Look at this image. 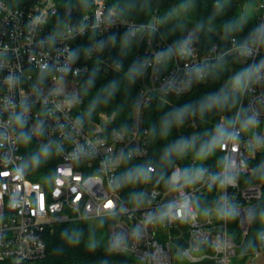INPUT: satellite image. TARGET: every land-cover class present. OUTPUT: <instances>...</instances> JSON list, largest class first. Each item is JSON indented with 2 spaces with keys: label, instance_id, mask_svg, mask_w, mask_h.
Here are the masks:
<instances>
[{
  "label": "built area",
  "instance_id": "2783aa9c",
  "mask_svg": "<svg viewBox=\"0 0 264 264\" xmlns=\"http://www.w3.org/2000/svg\"><path fill=\"white\" fill-rule=\"evenodd\" d=\"M254 29L203 46L196 28L185 24L178 41H168L154 14L148 22L121 16L107 0H28L13 5L0 0V264L35 262L46 254L45 235L56 223L104 220L106 243L112 252L132 259L128 264H173L172 250L188 260L209 259L232 264L247 256L250 264L264 254V233L250 252L242 250L253 224L261 182L241 183L249 162L264 151V0L258 5ZM124 31L138 37L135 54L141 71L126 127L109 124L106 112L83 120L75 108L82 98L79 78L88 71L74 51L76 39L90 36L87 57L99 50L100 37ZM168 55V59L165 57ZM105 70L114 69L107 57ZM218 63L243 66L245 75L229 90L240 92L230 123L218 142L222 162L216 171L189 160L191 170L181 180L174 165L171 185L153 184L146 166L142 188L122 195L117 178L125 159L148 156L144 112L154 95L187 93L203 82ZM232 78L236 76L232 75ZM219 126L224 123L223 114ZM56 158L46 184L28 179L18 134ZM199 208L204 209L200 219ZM237 221L239 239L229 232ZM182 243V245H180ZM204 247L198 256L192 253Z\"/></svg>",
  "mask_w": 264,
  "mask_h": 264
},
{
  "label": "trees",
  "instance_id": "16d2710c",
  "mask_svg": "<svg viewBox=\"0 0 264 264\" xmlns=\"http://www.w3.org/2000/svg\"><path fill=\"white\" fill-rule=\"evenodd\" d=\"M7 1L21 5L28 0ZM74 1L88 7V0ZM107 6L115 7L121 16L137 22H148L156 14L161 33L175 43L183 26L192 24L203 46L216 40L224 42L232 35L247 36L254 29L257 17L250 24L239 23L236 1L224 0H107ZM92 34L76 39L78 44L74 47L81 63L88 64V71L79 78L82 101L76 106L75 114L88 120L106 112L110 126L126 127L141 71L135 58L140 40L124 31L106 33L100 37L99 50L88 58ZM101 57H107L117 67L101 71ZM226 69L225 64L218 63L205 81L193 82L187 93L153 96L144 112L148 156L125 159L118 170L117 178L125 198L142 188L148 165L153 167V184L159 188L171 185L169 176L174 165L179 166L181 180H185L193 156L213 171L219 168L222 156L217 146L224 134L218 126L219 116L225 114L228 125L240 98L239 91L225 86ZM18 143L28 179L45 185L56 158L47 160L45 149L38 147L25 129L20 130ZM249 165L251 170L241 177V183L264 181V151L251 159ZM262 215L264 184L261 197L254 204L253 224L243 241L245 252H250L260 241ZM229 232L233 239L240 238L233 215L229 219ZM45 244L46 254L42 259L21 264H128L132 261L124 254L112 252L107 243H93L86 222L54 224L52 231L46 232Z\"/></svg>",
  "mask_w": 264,
  "mask_h": 264
},
{
  "label": "rangeland",
  "instance_id": "374dc122",
  "mask_svg": "<svg viewBox=\"0 0 264 264\" xmlns=\"http://www.w3.org/2000/svg\"><path fill=\"white\" fill-rule=\"evenodd\" d=\"M224 1H236V7L239 14L238 22L239 23H252L254 17H256L258 13V5L261 0H224ZM231 72L230 75L226 78V84L229 86L237 85L239 78L245 75V68L243 66H233L231 65ZM232 75L236 76V78H232ZM226 86V85H225ZM223 114V113H222ZM221 115V114H220ZM224 116V123L220 127L218 120V126L222 129L225 126H227L226 122V116ZM220 118V116H219ZM259 128L264 131V119L261 120L259 124ZM204 214V209L199 208V215L200 219H202V215ZM86 225L88 227L89 232L91 233V240L92 242H100V243H106V237H107V230L104 223V220L102 219H91L86 221ZM261 225L264 227V216H262L261 219ZM193 254H196L193 252ZM183 257L179 254V251L175 248L172 250V261L173 264L178 261H182ZM234 259H232L233 261ZM232 264H245V263H232Z\"/></svg>",
  "mask_w": 264,
  "mask_h": 264
},
{
  "label": "crops",
  "instance_id": "0c3cea01",
  "mask_svg": "<svg viewBox=\"0 0 264 264\" xmlns=\"http://www.w3.org/2000/svg\"><path fill=\"white\" fill-rule=\"evenodd\" d=\"M260 132L262 134H264V131H262L260 128H259ZM264 216V215H262ZM262 219V218H261ZM262 227V225H261ZM262 233H264V227H262ZM180 245H182V243H180ZM178 250V249H176ZM195 252L196 256L202 254L204 252V247H200L199 249L197 250H193L192 253ZM183 257V256H181ZM234 260L232 261V263H245V264H250V259L247 257V256H236L235 258H233ZM175 264H216L215 262L209 260V259H202V260H197V261H192V260H188L186 259L185 257H183V260L182 261H178V262H175ZM253 264H264V254H258L254 257L253 259Z\"/></svg>",
  "mask_w": 264,
  "mask_h": 264
},
{
  "label": "water",
  "instance_id": "95a60500",
  "mask_svg": "<svg viewBox=\"0 0 264 264\" xmlns=\"http://www.w3.org/2000/svg\"><path fill=\"white\" fill-rule=\"evenodd\" d=\"M101 71H104V66H101ZM225 75L227 76V71H226Z\"/></svg>",
  "mask_w": 264,
  "mask_h": 264
}]
</instances>
